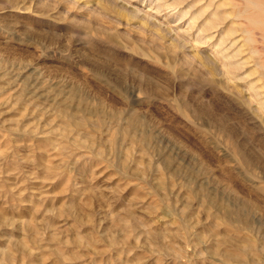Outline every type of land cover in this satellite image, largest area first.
I'll return each instance as SVG.
<instances>
[{"label":"rangeland","instance_id":"1","mask_svg":"<svg viewBox=\"0 0 264 264\" xmlns=\"http://www.w3.org/2000/svg\"><path fill=\"white\" fill-rule=\"evenodd\" d=\"M126 1L0 0V264H264V0Z\"/></svg>","mask_w":264,"mask_h":264},{"label":"bare ground","instance_id":"2","mask_svg":"<svg viewBox=\"0 0 264 264\" xmlns=\"http://www.w3.org/2000/svg\"><path fill=\"white\" fill-rule=\"evenodd\" d=\"M138 0H127L126 2V4H122L121 5V9L122 10H124L123 12H125V13H129V11H131V13H129V15L130 14H132V15H134V16H136V17H138L143 23H145V24H147L148 26H152V27H154V28H158V27H162L161 26V22L157 19V16H159L160 15V13H164L165 15H166V17H165V21L167 20L166 18L168 17V15L169 16H171L172 14H171V10L172 9H170V8H172V7H169V6H164V4L162 5V4H160V3H158L157 1L158 0H156V2L154 3H152V9H154V12H152V9H144V8H142L141 6H136L137 4H133L134 2H137ZM141 1H143V2H152V1H154V0H141ZM160 1V0H159ZM176 1V0H175ZM198 1V0H197ZM200 2V1H199ZM217 2V1H216ZM158 3V4H157ZM176 3V2H175ZM179 3V2H178ZM170 4V3H169ZM177 4V3H176ZM168 5V4H167ZM175 6V5H174ZM207 6V5H206ZM176 7V6H175ZM193 7V6H192ZM205 8V7H204ZM121 10V11H122ZM209 10V9H208ZM211 11H213L214 12V10H211ZM212 12V13H213ZM223 12V11H222ZM227 13V12H226ZM171 14V15H170ZM211 14V13H210ZM195 15V14H194ZM211 16V15H210ZM189 17V16H188ZM212 17V16H211ZM210 18V17H209ZM191 20V19H190ZM201 20V19H200ZM180 21V20H179ZM193 22V21H192ZM218 22V21H217ZM212 23V22H211ZM164 24V23H163ZM177 24H179V22L177 23ZM219 24V23H218ZM223 24V23H222ZM231 24V23H230ZM192 25V24H191ZM220 25V24H219ZM176 27V26H175ZM169 27L166 31V36H168L169 38H172L173 40H177L176 39V37H175V35L176 36H178L179 34H180V32L181 31H179L178 29V27ZM205 27V26H204ZM223 27V26H222ZM206 28H207V26H206ZM211 28V27H210ZM218 28V27H217ZM216 28V29H217ZM230 28V27H229ZM214 29V28H213ZM212 29V30H213ZM220 29V28H219ZM202 30V29H201ZM218 30V29H217ZM203 31H204V29H203ZM210 31V30H209ZM222 31V30H221ZM213 32V31H212ZM223 32V31H222ZM225 32V31H224ZM207 33V32H206ZM210 34H211V32H209ZM218 33V32H217ZM200 34V33H199ZM198 34V35H199ZM181 35V34H180ZM202 35V34H201ZM200 35V36H201ZM213 35V34H212ZM218 35V34H217ZM206 36H208V35H206ZM205 36V37H206ZM222 36V35H221ZM167 37V38H168ZM183 37V36H182ZM210 38H212V36L210 37ZM219 38V37H218ZM227 38V37H226ZM216 39V38H215ZM220 39V38H219ZM232 39V38H231ZM203 40H205L204 39V37H199V39H197V41H201L202 43L204 42ZM209 40H211V39H209ZM227 40V39H226ZM225 39L223 40L222 39V41H221V43L219 42V46H220V48L218 49V51L217 52H219V54H220V51H222L224 48H227V47H224L223 48V44H224V42L226 41ZM230 40V39H229ZM228 40V41H229ZM231 41V40H230ZM208 42V41H207ZM210 42V41H209ZM212 42V41H211ZM199 44H201V43H199ZM227 44V43H226ZM216 45V44H215ZM233 45V44H232ZM185 46V45H184ZM222 46V47H221ZM227 46V45H226ZM229 46V45H228ZM234 46V45H233ZM216 47H218L217 45H216ZM221 48H222V50H221ZM235 48V47H234ZM216 49V48H215ZM228 49V48H227ZM226 49V50H227ZM233 50V49H232ZM213 51V50H212ZM224 51V50H223ZM231 51V50H230ZM227 53V52H226ZM217 54V53H216ZM224 54V57L225 56H227V55H225V53H223ZM215 55V54H214ZM230 56H231V59H233L232 58V55H231V52H230ZM227 57H229V56H227ZM230 58V57H229ZM221 59V58H220ZM230 59V60H231ZM240 59V58H239ZM229 60V61H230ZM235 60V59H234ZM236 61V60H235ZM223 63V62H222ZM221 65V64H220ZM222 65H226V64H222ZM237 66H238V64H234L233 63V60H231V62L230 63H228L227 64V66L225 67L226 68V72L227 73H229L230 75H231V77H233L234 76V78H236V76H235V72L237 73L238 71L236 70L235 71V69L237 68ZM224 68V69H225ZM240 68H241V66H240ZM223 69V70H224ZM225 73V72H224ZM239 73V72H238ZM240 77V76H239ZM238 77V78H239ZM242 77V76H241ZM230 78V77H229ZM233 78V79H234ZM250 79V78H249ZM231 80V79H230ZM240 87V86H239ZM250 87V86H249ZM253 88V87H252ZM256 88V87H255ZM253 90V89H252ZM251 97V96H250ZM253 97V96H252ZM255 97H256V95H255ZM258 99V98H257ZM248 101V100H247ZM254 101V100H253ZM258 102V101H257ZM259 102H261V101H259ZM259 104V103H258ZM259 107V106H258ZM259 109H260V107H259ZM133 116V115H132ZM136 117V116H135ZM132 119H133V117H132ZM255 161V160H254ZM241 205V204H240ZM243 207V206H242ZM236 208V209H225V212H226V214L227 215H225V216H228V217H230L231 219H236V220H238V221H241V222H244V223H250V220H249V210L248 209H244V208ZM247 207V206H246ZM249 208V207H248ZM224 212V211H223ZM225 214V213H224ZM249 216V217H248ZM234 232V231H233ZM239 232H241V231H239ZM245 236V235H244ZM246 237V236H245ZM244 237V238H245ZM243 238V239H244ZM247 239V238H246ZM228 241H229V239H228ZM236 245H237V242L235 243ZM243 244V243H242ZM242 244H240V245H242ZM245 244H246V242H245ZM235 246V245H234ZM238 246V245H237ZM244 246H246V245H244L243 244V247ZM239 247V246H238ZM237 248V247H236ZM239 248H237L236 250H238ZM242 249V248H241ZM249 249V248H248ZM248 249H246L245 251L246 252H249L250 253V251H248ZM250 250V249H249ZM242 252V251H244V250H239V252ZM243 253L245 254V256H246V253L245 252H242L241 253V256L243 255ZM230 255H233V254H230ZM238 255H239V253H238ZM233 256H235V255H233ZM240 256V255H239ZM242 258H243V256H242ZM227 259H229L228 257H227Z\"/></svg>","mask_w":264,"mask_h":264}]
</instances>
